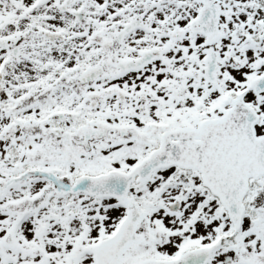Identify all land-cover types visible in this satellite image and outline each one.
Here are the masks:
<instances>
[{"label": "snow or ice", "instance_id": "6c2138e0", "mask_svg": "<svg viewBox=\"0 0 264 264\" xmlns=\"http://www.w3.org/2000/svg\"><path fill=\"white\" fill-rule=\"evenodd\" d=\"M0 264H264V0H0Z\"/></svg>", "mask_w": 264, "mask_h": 264}]
</instances>
